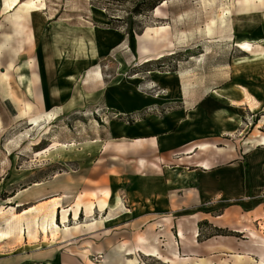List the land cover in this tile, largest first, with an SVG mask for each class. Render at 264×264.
I'll return each instance as SVG.
<instances>
[{
    "label": "rangeland",
    "instance_id": "rangeland-1",
    "mask_svg": "<svg viewBox=\"0 0 264 264\" xmlns=\"http://www.w3.org/2000/svg\"><path fill=\"white\" fill-rule=\"evenodd\" d=\"M43 1L44 9L37 11L40 14L31 17L19 34L13 24L17 7L5 12L0 0V72L8 75L12 97L0 89V235L9 231L0 237V258L55 247V253L39 258L40 264L55 258L58 264H134L135 260L138 264H170L158 256L170 255L167 245L171 243L180 257L189 258L184 264H193L198 258L206 264H252L258 260L264 246L255 240H264V212L222 217L216 212L209 217L211 221L197 222L193 210L180 211V190L175 187L165 190L171 206L154 212V208L145 207L144 193L153 188L151 192H159L160 184L148 179L157 171L150 166L138 168L136 159L145 156L149 162L156 161L164 176H169L170 170L180 167L179 155L162 158L146 143L123 151L114 145L136 139L123 132L145 112L162 116L182 105L178 95L168 93L154 77L165 74H180L187 82L185 86L192 81L186 79L192 74L200 78L202 99L218 87L239 92L225 93L218 101L242 113L239 127L221 137V146L235 149L238 142L264 135V0ZM92 30L99 32L102 52L97 54L95 65L83 69L80 83L88 87L92 71L99 84L89 86L85 96L71 90L76 94L62 110V104L48 100L50 88L41 58L53 55L50 61L58 66L66 60L94 56L98 43L92 41L96 35ZM108 35L112 36L109 46L105 44ZM239 42L257 46L260 54L243 52ZM29 61L31 67H25ZM33 72L37 86L28 94L18 75L31 76ZM117 86L154 102L138 115L121 118L111 107L110 92ZM182 96L191 105L192 90H184ZM32 119H36L35 124ZM65 186L74 191L71 201L79 205H91L98 198L92 192L97 189L107 188L111 195L105 211L90 216L82 211L79 218L70 216L65 223L61 222L65 208H57V213L54 208L60 228L87 222L99 226L94 232L73 238L68 245L57 244L50 234L44 236L39 226L59 199L38 198L52 189L60 192ZM257 216L261 218L255 219ZM6 219L11 221L9 226ZM34 220L37 226L28 233L26 226ZM17 223L21 231L14 228ZM179 224L190 243L188 248L178 237ZM249 229L258 238H251ZM217 231L220 234H214ZM138 234L156 246L159 254L147 256L137 250L124 254L123 248L133 247ZM193 236L195 240L190 242ZM84 249H88L85 259ZM234 253L248 257L235 263ZM20 261L18 258L13 264Z\"/></svg>",
    "mask_w": 264,
    "mask_h": 264
},
{
    "label": "crops",
    "instance_id": "crops-1",
    "mask_svg": "<svg viewBox=\"0 0 264 264\" xmlns=\"http://www.w3.org/2000/svg\"><path fill=\"white\" fill-rule=\"evenodd\" d=\"M94 33L96 35L92 38V41L94 40L93 42L98 43L100 40L99 32L94 31ZM110 38L112 36L108 35L105 39L107 46L112 43V39ZM96 46L98 47H95L94 56L88 54L85 59L66 60L58 66L55 65L57 63L50 61V57L53 55H49V57L46 55L42 56L43 74H47L46 83L47 87L50 88L48 100L62 104V110L68 103L71 104L72 94H76L71 90L76 89L78 90L77 93L85 96L89 94V86L97 87L99 84L95 80L96 76L92 71H90L89 76L93 80L89 82L88 87L80 83L83 69L89 65H95L97 62V54L102 52L101 44L98 43ZM46 48H48L47 45ZM37 66L39 67V64ZM9 68L7 67V70ZM69 72H74L75 75L72 76ZM23 75L25 74L19 73L18 78L20 83L25 87L24 82L20 80ZM3 77L5 78L3 79ZM30 77L32 80L30 94H32L33 88L37 86V75L33 72ZM154 77L157 82L166 86L168 93H176L182 105L162 116L145 112L143 116L136 118V122L130 123L128 130L126 127L123 132L127 136L136 139L130 142L121 141L114 145L115 149L123 151L127 148L135 149L143 147L146 143L149 150L156 151L162 155V158H170L174 154L179 155L180 167L170 170L168 172L170 174L169 176H164L163 170L156 161L149 162L145 156L137 157L138 168L145 170L150 166L153 172L157 171L153 174L155 175L154 177L148 178L149 182L160 184L159 192H151L154 190L153 188L147 190L148 193H144L145 207L154 208L151 209L154 212L163 210L166 207L169 208L171 202L165 197V190L175 187L176 190H180V211L185 209L193 210V216L196 219L198 218L197 222L204 220L211 221L209 217H212V214L216 212H218V217H222L225 214L239 213L242 215L246 213L264 212V135L256 134L245 142H238L235 149H231V146L226 148L225 144L221 146L223 144L221 137L230 134V132H233L239 127L242 121V113L240 109L236 110L232 108L230 110L227 106H221L218 101H220V98L225 93L238 95L239 92H231L233 90L229 87H218L215 89V92L202 99L200 78H196L194 74H192V78H186L187 80H192L188 82L189 84L187 86H185L187 83L184 81L185 78L180 77V74L156 75ZM0 89L4 95L11 97L8 75L5 72H0ZM189 89L192 90L193 95L191 105L182 96L184 95V90ZM229 90L231 91L228 92ZM206 93L204 92L203 95ZM111 95L113 97L111 107L118 111L119 117L125 119L134 116V114L138 115L139 112L146 111L147 105L154 102L151 99L139 96L133 91L122 90L118 86L113 92H110ZM230 103L232 104V102ZM241 140L239 139V141ZM158 157L160 158V156ZM92 192L98 198L92 200L91 205H79L76 203V200L71 201L74 191L67 186L63 187L60 192L57 189H52L46 193L47 195H42L38 200L48 196H50L49 198L59 199L52 204L53 210L56 207L57 213V208H65L61 212V217L62 213H64L67 219L70 216L73 219V211L76 212L79 218V213L81 214L82 211L90 216L95 211L103 212L108 208V201L111 197V195L108 196L109 190L107 188L97 189ZM101 192L103 193V198L100 197L102 196ZM156 193L157 198L154 197ZM55 194H58V197H55ZM149 196H152V199H148L150 198ZM196 208L202 210L198 211ZM260 218L261 216H257L255 219L258 220ZM55 221L57 222V214ZM191 224V230L195 236V221L193 220ZM93 225L94 223L87 222L76 226H68L67 229L60 228L53 239L56 240L57 244L68 245L73 238L97 230L99 226ZM184 233L183 226L179 224L178 237L182 240L183 247L188 248L190 243H188V239L186 240ZM247 233L251 238H258L253 230L249 229ZM57 234L58 237L56 236ZM194 236L190 242H194ZM255 241L256 243L259 241V244L264 246V240H261V238ZM167 246L169 247L170 255L158 256L163 259V262L184 264L185 260L189 259L188 257H180L179 250L177 247H172L171 243H168ZM56 250L58 248L50 247L45 251L38 249L25 253L18 252V256L1 257L0 264H13L18 258L21 261L17 264H40V257L50 255L49 253H55ZM81 252L85 259L88 249H84ZM236 256H241V260L239 261L235 258ZM257 256L258 260H252L249 257L252 263L264 262V249L260 250ZM232 257L235 263H239L244 262V259L248 256L234 253ZM56 260L57 258L48 263L58 264ZM138 263L135 260L134 264ZM193 264L206 263L203 259L198 258L193 259Z\"/></svg>",
    "mask_w": 264,
    "mask_h": 264
},
{
    "label": "bare ground",
    "instance_id": "bare-ground-1",
    "mask_svg": "<svg viewBox=\"0 0 264 264\" xmlns=\"http://www.w3.org/2000/svg\"><path fill=\"white\" fill-rule=\"evenodd\" d=\"M2 3H3L2 9L5 12H9L13 8L17 7L16 13L13 15L14 16L13 17L14 18L13 24L15 25V30L16 29L18 30L15 32H18L19 34L22 33V31H24V27H25L26 22L29 19L31 20V17H33L34 15L37 16L38 14H40V12H37V11L43 10L44 5H45L43 0H2ZM28 38L31 40L33 38V33L30 32ZM238 44H239V48L243 52H248L250 54H260V52H259L260 48H258L257 46L251 47L247 42H239ZM1 49H2V44L0 45V54H1ZM10 66H11V63L8 64V68ZM24 66L30 68L31 62L30 61L25 62ZM22 74H25V73H22ZM31 74H33V73H31ZM4 78L5 77H3V79ZM21 78L22 79H20V80H22L24 82L27 93L30 94V89H31V85H32L31 77L25 74ZM47 117H50V116L47 115ZM32 123L35 124L36 119H32ZM73 218L74 219L77 218V214L75 211H73ZM61 220L63 223H65L67 221V218L64 215V213H62ZM10 222L11 221L9 219L5 220V223L7 226L10 225ZM33 226H37L36 220H34L31 224H29V223L27 224L26 228H27L28 233L32 229ZM39 226H40L41 232L43 233L44 236H47L48 234H50V236L53 237V236H55L56 233H58L57 231L60 230V227L55 221V214H54L53 209L48 214L47 219L43 223H41ZM14 228L15 229L17 228L20 231L22 229L21 225L19 223L14 224ZM8 233H9V231L2 232L0 237H5L6 234H8ZM135 250L141 252L144 255L154 256V255L159 254L158 248L154 245L149 244L146 237L144 235H141V234H138L136 236L135 245L133 247H124L123 248L124 254H128V255L135 253ZM112 257H116V256H112ZM235 258H237L240 261L242 257L236 256ZM224 264H226V263H224ZM252 264H264V262H255Z\"/></svg>",
    "mask_w": 264,
    "mask_h": 264
},
{
    "label": "trees",
    "instance_id": "trees-1",
    "mask_svg": "<svg viewBox=\"0 0 264 264\" xmlns=\"http://www.w3.org/2000/svg\"><path fill=\"white\" fill-rule=\"evenodd\" d=\"M204 222H206V221H204ZM217 230H219L220 228H216ZM214 234H220L218 231L216 232V233H214ZM207 237H210V235H208Z\"/></svg>",
    "mask_w": 264,
    "mask_h": 264
}]
</instances>
